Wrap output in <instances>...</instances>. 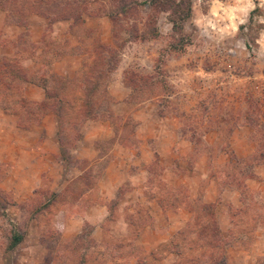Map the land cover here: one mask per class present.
<instances>
[{"label":"rangeland","instance_id":"1","mask_svg":"<svg viewBox=\"0 0 264 264\" xmlns=\"http://www.w3.org/2000/svg\"><path fill=\"white\" fill-rule=\"evenodd\" d=\"M43 1L50 13L80 8L83 27L91 35L86 36L85 29L78 26L72 32L73 20L50 26L46 18L33 14L26 24L35 30V36L48 35L45 41L65 47L63 51L111 46L118 52L119 65L105 79L110 102L103 105V111L106 117L108 110L111 115L105 122L87 120L73 135L63 128L59 136L58 125V162L52 164V176L30 194L34 179L17 170L28 169L32 158L16 163L19 152L10 145L13 140L27 138V134L13 129L14 118L19 121L17 116L2 118L8 97L0 99V264H174L177 257L164 255L166 248L160 247L190 223L194 215L189 208L200 203L198 199L212 183L217 186L220 229L223 234L231 228L233 232L224 245L227 260L230 264H264V227L257 229L254 238L239 232L240 225L253 223L252 218L257 224L264 223V181L247 178L259 159L256 143L264 142V0H192L193 15L184 24L190 44L182 52L171 48L178 37L172 39L167 14L156 16L154 25L161 37L145 42L129 37L127 27L132 25L136 24L139 32L147 30L150 15L143 12L144 0H132L123 7L131 0L116 4L112 0ZM134 1L140 5L137 14L135 10L126 15L119 12H126ZM19 5L18 11H23L28 4L24 0ZM257 7L263 14L254 17L252 26L258 36L252 43L247 26ZM89 12L99 16L85 14ZM109 13L117 14L120 26L113 23ZM3 14L1 11V41L5 33L18 38L23 32H16ZM4 54L0 51V57ZM51 58L52 54L48 61ZM83 63V57L76 54L61 69L63 74L54 73L70 80ZM24 66L30 76L41 73L39 65L26 61ZM67 68L77 70L66 75ZM7 104L10 106L11 101ZM256 107L258 114L253 113ZM255 117L259 119L257 127L248 120ZM47 123L52 124V119ZM92 130L98 134L96 149L81 147L82 133ZM94 155L97 157L92 158ZM156 160L160 166H154ZM49 165L41 161L31 171L39 173ZM258 166H263L264 173V162L255 165L254 173ZM152 170L161 177L153 176ZM150 176L156 185L166 177L174 187L170 193L174 209L164 212L151 198L154 189L161 190L149 187ZM117 179L121 181L118 190L114 185ZM232 181L234 187L226 184ZM238 183L242 190L236 187ZM226 187L234 188L240 196L237 206L225 209L224 222L221 197ZM186 189L188 194H183ZM248 206L250 216L240 214L232 227L230 213ZM110 211L113 222L107 220ZM161 211L171 218L164 219ZM180 221L185 223L180 225ZM146 231L148 234L142 236ZM15 234L23 241L9 250ZM135 234L137 239H133ZM115 245L122 246L117 254H113ZM152 252L164 256L156 259ZM116 255L122 258L114 262L112 256Z\"/></svg>","mask_w":264,"mask_h":264},{"label":"trees","instance_id":"2","mask_svg":"<svg viewBox=\"0 0 264 264\" xmlns=\"http://www.w3.org/2000/svg\"><path fill=\"white\" fill-rule=\"evenodd\" d=\"M24 0H0V10L5 13L7 23L13 24L14 26L24 28L26 33H22L18 38L14 40L1 41L0 47L5 49V54L0 57V99H4V96L8 99H4L3 110L5 113L15 115L19 118L18 126L22 129H29L34 125L41 124L43 118L50 113H53L58 118V125L61 131L66 130L68 133L80 132L83 124L87 120H107L111 113L107 112V117L103 111L104 104L110 102V96L108 93L106 80L112 73L117 69L119 65L118 52L111 46H100L95 47L92 50L85 51L84 49H76L65 51L58 45H53V42L49 43L45 41L48 35L43 36L40 43L35 44L30 41L29 27L26 24L27 19L30 15H39L48 20L49 25H53L58 22H69L73 20V25H70V30L74 32V27L78 26L83 29L85 21L82 18V11H78L80 8L72 9L70 12L65 11H53L49 12V9L44 6L43 0H26L25 9L18 11L19 2ZM118 0H112V3L116 4ZM132 2H125L123 6H129ZM84 6L87 5L83 2ZM142 4H145L144 13L150 15L148 17L147 30L145 32H139L138 27L132 25L127 27L130 30L129 37L132 41L141 40L143 42L149 41L161 37V33L155 24L156 16L158 14H167L168 22L172 27V39L175 37L172 44V49L176 52H182L190 44L189 39L184 34V24L191 19L193 15L192 0H180L178 3L176 0H144ZM24 6V5H23ZM137 1H134L130 5L128 10L119 12L126 15L135 10L137 12ZM80 7V5H79ZM120 7V8H121ZM30 9L27 13H24L27 9ZM46 9V10H45ZM88 9H84L86 12ZM88 16H99L95 13H85ZM137 14V13H136ZM263 14L261 9L257 7L250 14L249 24L247 29L249 30L248 36L249 41L255 43L258 34L254 32L253 22L255 15ZM113 20V23L117 26L121 25L118 20L117 14L109 13ZM153 15V17H151ZM53 16V17H51ZM85 29L86 36L91 35V31ZM71 32V33H72ZM115 35H118L116 31ZM79 38V37H78ZM84 38V37H83ZM80 41L82 39L79 38ZM45 41V42H43ZM85 41V40H83ZM45 45H44V44ZM7 52V53H6ZM52 58L48 61V58ZM79 54L83 57V66L79 70L78 74L72 79H66L60 77L54 73V63L67 55ZM28 61L34 65L41 67L40 75L32 74L28 75L24 71V63ZM28 85H36L44 90L43 101H31L25 95V90ZM2 94V95H1ZM3 97V98H2ZM252 101V99H249ZM11 101V105L8 106L7 102ZM253 113H260L259 107H256ZM251 126L257 127L259 122L258 118H249ZM264 131V129H261ZM81 136L78 134L76 138L79 139ZM61 149H64V142L60 137ZM193 141V140H192ZM197 145L195 141H193ZM258 160H256L251 168V173L247 175L248 179H256L254 173L255 165L260 162H264V142L256 143ZM64 151V150H62ZM154 164L155 167L160 166L159 162ZM250 169V168H249ZM153 176L161 177L160 173H156L153 170ZM167 178L162 176L161 182L158 185L155 184L153 178H149V187L160 188L163 193L155 192L151 198L156 199L161 209L167 212L169 209H174L171 203L174 198L170 193L175 191L172 185L167 183ZM227 185L234 187L235 182H228ZM236 185L238 190H242V184ZM241 184V185H240ZM244 186V185H243ZM236 188V189H237ZM159 191V190H158ZM183 194H188V190H184ZM168 201L166 199L168 198ZM77 198V197H76ZM172 198V199H171ZM200 203L195 204L189 208V212L194 215L193 219L184 228L180 229L165 245H162L160 249L166 248L164 255L170 253L177 257V261L174 264H230L227 260V249L224 245L228 244V238L233 237L232 228L229 229L227 234H223L220 229V224L216 215V205L209 204L202 201V198L198 199ZM118 204V203H117ZM115 203V205L117 206ZM245 205V203H243ZM114 205V206H115ZM237 211V212H236ZM235 213H230V223L233 226L236 225L237 216L244 215L250 216L251 208L245 207L237 209ZM113 212L110 211L108 222H113ZM250 225L248 223L242 224L239 227V232L244 237L254 238V233L257 229L264 227V223L257 224L255 218H252ZM134 221L130 220L131 226ZM243 223V222H242ZM239 226V225H238ZM139 235L135 234L133 239H137ZM23 241V237L15 234L12 236L11 241L8 245L9 250H13ZM131 246L134 245V240L129 241ZM122 246L115 245L113 254H117V251ZM244 248V247H243ZM156 253L152 252V255ZM157 255V258L164 256ZM114 262L116 259L122 257L112 256ZM144 264V263H142Z\"/></svg>","mask_w":264,"mask_h":264},{"label":"crops","instance_id":"3","mask_svg":"<svg viewBox=\"0 0 264 264\" xmlns=\"http://www.w3.org/2000/svg\"><path fill=\"white\" fill-rule=\"evenodd\" d=\"M3 17H5L4 14H3ZM15 28L14 29L16 30V32L18 31V32H21V33L23 32L24 33V30H25L24 28L21 29L22 27L18 28L16 26H15ZM14 29H12V30H14ZM34 31L35 30H33L32 27L30 26V28H29L30 41L32 43L38 44V43H40V41H41L43 36L42 35H37L38 37L35 36L34 35L35 34ZM40 36H42V37H40ZM2 38H3L4 41L14 40L15 36L11 37L9 34L5 33L4 37L2 35ZM0 51H3L5 53V49H3V47H0ZM72 56H76V54L75 55H67L64 58L60 59V61H56L54 63V66H53L54 72L56 71V72H60V74H63L61 69L64 66H68L69 60L72 59ZM81 60H82V58H81ZM81 66H82V64L80 65V67ZM75 70H77V68H75L72 71L70 70V68H67V73H65V74L66 75L67 74L70 75V73H73ZM33 91H36V94H34L35 96L32 95ZM44 93L45 92L41 88H39V86H28L26 88V90H25L26 97L29 100H31V101H43L44 100V95H45ZM6 117H10V115H8L7 113L2 112V118H6ZM12 117H14V116H12ZM48 119H52V124L51 123L50 124L47 123ZM14 120H16L17 123L15 122V125H14L13 129L17 130V131L18 130L19 131H24V133L27 134L26 135L27 138L19 140V141L18 140H13L12 144H10V145L13 147L14 151H18L19 152V155H18V157L16 159V163L17 162L23 163V159L25 157L32 158L30 160L31 163L27 166L28 169L24 170L25 167H22V169L17 170V171L19 173H22L23 175H25L27 173L29 177L34 179L35 186L34 187H30V189H29V193L33 194L34 191L36 190V188L38 186H40L42 184V182H44L46 180V178L52 176V174H53L52 170H51L52 164L55 161H57L58 157L60 156V148H59V143H58V138H57L58 122H57V119H56V115L53 114V113L47 114L43 118L41 124L34 125L31 128H29V129L20 128L18 126V119L14 118ZM99 121L105 122V121H102V120H99ZM88 126H89V123L87 124V128H88ZM98 128H96V129H98ZM92 131H93V133L91 132L89 134H88L87 131L82 133L83 137H82V140H80V146L81 147L84 148V146L86 145V146H88L90 148L92 147L94 150L96 149L94 147V143H95V140H96L98 134L95 136V134H96L95 130H92ZM29 136H32V137H30L32 139H30ZM26 143H28V145H26V147H25L24 144H26ZM78 152H79V150H78ZM82 157H87V156L83 154ZM95 157H97V156H95V155L92 156V158H95ZM45 160L50 163L49 166H46L45 170H43V171H41L39 173H34V171L33 172L31 171V169L34 167V165H37L41 161H45ZM262 168H263V166H258L255 169V174L257 175V179L260 180V181H261V179H262V181H264V173H263ZM257 179H255L253 181H258ZM120 182L121 181H119L118 179L114 182V185H116L117 190L121 186V185H119ZM239 196H240L239 193L234 188H231V187L224 188V193L222 194V197H221V204H222L221 207H224V222H225V219H226V216H227V212L225 211V209L228 206H237L239 204ZM217 198H218L217 186H216V184L212 183V187L210 186V188H207L206 194H203L202 200L205 203H210V204H215L216 205L217 202H218ZM150 205L152 207L154 206L153 203H151ZM158 207L161 208L160 205ZM218 207H220V206H218ZM153 208H155V207H153ZM217 208H216V215H217V211H218ZM222 211H223V209H222ZM180 212L183 213L182 211H180ZM161 214H162V217H164V219L166 218V219L169 220L171 218L170 214H168V213L164 214V212L161 211ZM158 217L156 216V222H159V220H160V218H158ZM217 218H218V221L219 220L222 221V217L220 219L218 217V215H217ZM83 219H86V218H83ZM86 220L88 221V219H86ZM97 222H101V219L98 220ZM179 223H180V225H182L183 223H185V221H182V222L180 221ZM147 234L148 233L146 231V232H144L142 234V236H145Z\"/></svg>","mask_w":264,"mask_h":264}]
</instances>
